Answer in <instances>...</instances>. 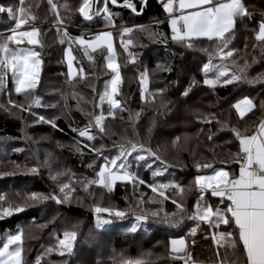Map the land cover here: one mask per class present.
<instances>
[{
    "label": "trees",
    "instance_id": "trees-1",
    "mask_svg": "<svg viewBox=\"0 0 264 264\" xmlns=\"http://www.w3.org/2000/svg\"><path fill=\"white\" fill-rule=\"evenodd\" d=\"M132 2L138 9L141 7V0ZM0 3L18 4L19 0H0ZM59 3H67L69 6L68 9L61 7L60 14L65 18L63 28H67L72 37L85 34L87 38L90 34L105 29L103 14L93 15L91 21L79 14L78 8L82 0H59ZM30 5L31 12L37 17L34 23L41 29L38 38L43 47L28 45L26 41L20 47H35L41 53L39 82L28 95L17 94L9 72L7 87L11 91L0 93V173H3L0 175V194L5 195L8 201L4 207H8L9 203L24 207L20 212L0 216V241L23 228V257L26 264H34L37 256L42 257L41 264H122L129 259L140 260L142 264H183L169 249V240L180 236L185 238L187 252L195 261L213 264L216 261L217 246L212 242L211 235L216 230L201 224L195 236L188 234L189 229L196 224L188 218L197 199L194 188L183 195L189 212L178 226L163 222L165 213L177 211L172 199L180 197L171 188L164 189L169 197L166 200L159 196V192L153 193L147 184L134 186L131 182L118 181L111 192L95 185L89 186L88 191L82 188L80 182L94 176L89 165L102 163V160L99 157L94 159L95 154L89 148H82V152L76 150L88 142L72 129L84 127L88 123V114L100 111L94 106L99 103L97 91L103 92L105 81L111 78V71L107 69L103 59L107 52L103 48L97 49L92 53L95 63L90 62L84 56L81 46L64 37L62 28L58 31L46 0H24L26 9ZM97 5L102 8L103 0L94 2V10ZM109 7L119 14L116 17L118 25L145 27L134 29L133 33L124 37L133 40L129 51L136 53L135 64L129 62L127 53L119 47L120 38L114 37L122 76L117 98L122 101L124 109L116 113L115 119L107 118V135L103 138L97 136L96 146L105 144L112 151L113 142L121 144L131 139L150 147L167 162V171L153 178L144 161L140 162L141 167L133 164L131 168V171L137 172L149 183L176 181L187 187L195 175L209 173L213 168L221 166V161L224 160L229 162L226 167L235 170L237 164L232 163V159L239 146L229 131L228 124L242 131L247 128L251 132L254 124L264 118V109L259 107L264 100V88L245 82L218 85L215 89L204 85V74L200 69L209 60L215 64L220 63L216 54L218 44L200 38L193 48H187L172 41L161 0H148L147 7L136 13L123 7L122 0H118L117 5L109 3ZM252 10H255L251 13L252 18L237 21V28L229 43V48L234 49V53L229 58L228 66L233 72H239L247 64L246 72L255 76L264 71V43L254 39L256 21L264 18V6L255 4ZM157 20L164 23L157 24ZM6 26H11V21L6 14H0V33L6 31ZM163 35L167 36V43L161 42ZM61 39L66 42L61 44ZM243 39L246 40L244 45L240 44ZM238 43L243 51L235 49ZM69 45L77 70L71 78L64 60L65 50ZM245 55H249L251 59L241 61L240 58ZM157 64H165L170 70L159 69ZM80 67L84 69L83 74L78 71ZM145 68L148 70L145 85L147 91L145 99H142L140 73ZM212 75L214 73H209L210 77ZM193 80L196 85L188 96H182L181 93ZM159 88H164L165 92L161 94L156 91ZM94 89L97 91H93ZM245 96L257 107L247 113L244 119H240L231 105ZM35 97L42 99V105L33 106L31 112L56 118L58 128L46 123H36L35 117L28 111H22L8 103L10 98L27 108ZM103 108L106 112L107 103ZM136 113H139L138 118ZM212 113L225 122L223 130L215 120L211 125L203 122ZM180 116L182 121L185 120L184 126L188 130L180 124ZM196 130L198 132L193 135L192 131ZM210 134L212 140L208 139ZM196 141L199 143L196 144ZM41 148L44 149L42 153L38 150ZM63 157H66V164L62 162ZM147 163L153 169L164 167L159 161L153 162L152 158H148ZM197 163L210 164L212 168H201L198 173ZM34 166L39 167L38 174L30 171ZM50 172L64 173L58 179L71 183L76 188L68 202L57 204L51 199L34 201L28 198L32 192L47 195L58 191L57 184L50 178ZM141 200L144 202L141 203ZM209 202L217 204L219 199L209 197ZM97 206L119 208L126 210L128 214L118 218L108 213H96L94 209ZM154 211L159 212L157 217L151 215ZM141 212L149 218L145 226L147 231L141 228L137 233H127L125 229L135 222V216ZM97 217L111 223L98 229ZM219 230L223 231V226ZM65 231H75L77 234L74 254L71 256L67 253L64 256L58 254L59 239ZM49 248L53 251L48 252ZM220 252L225 254L223 249Z\"/></svg>",
    "mask_w": 264,
    "mask_h": 264
},
{
    "label": "snow or ice",
    "instance_id": "snow-or-ice-1",
    "mask_svg": "<svg viewBox=\"0 0 264 264\" xmlns=\"http://www.w3.org/2000/svg\"><path fill=\"white\" fill-rule=\"evenodd\" d=\"M96 0H82L78 8L79 14L88 21L93 19V15L103 14L105 21V30L92 33L86 38L85 34L72 37L67 28H63L65 18L60 14V8L68 9V4H60L59 0H46L48 9L53 13V23L57 25L58 31L63 29V36L69 41H73L83 49L84 56L95 63V53L97 49H106L107 55L103 56L106 61V67L111 71V78L105 81L103 92H98L99 103L95 108L100 109L98 113L88 114V123L82 128H73L80 138H84L88 143H83L82 147H77V151L82 152V148H89L95 157H99L102 163L89 165L93 169L94 176L81 181V186L88 191L89 186L95 185L113 191L116 183L131 182L134 186L145 185L153 193L159 192V196L166 199L169 197L165 194L164 189L171 188L173 192L179 195V199H172L173 205L177 211L165 213L163 222L178 226L189 210L183 201V195L193 188L197 192V199L194 210L188 215V218L195 221L194 227L189 229V235L195 236L201 224L207 225L216 231L211 235L212 242L217 246L216 261L214 264H264V118L259 119L254 124L253 130L245 128L243 131L237 127L228 124V129L238 141V152L233 156L232 163L239 165L238 173L231 170L226 165L228 161H221V166L212 169L210 175H195L193 181L186 187L184 184L169 181L168 183L157 184L156 182H146L137 172L131 171L133 164L138 168L141 167V161H144L153 178L162 175L167 171V162L162 160L157 152L144 143L129 139L127 143L116 144L113 142L112 151L106 148L105 144L96 146L97 136L101 138L107 135V118H116V113L123 111L124 105L118 99L119 85L122 82L121 68L117 61L116 44L114 37L118 36L119 47L127 53L130 63L135 64L136 53L129 51V46L133 44L131 38L124 39L125 35L133 33L134 29H143L145 26H127L118 25L116 17L118 13L111 11V5H117L118 0H103V7L92 11V4ZM148 0H141V7L138 9L132 0H122V6L131 9L133 13L143 11L147 7ZM164 11L167 14V24L171 30V40L179 42L187 48H193L196 40L206 38L213 43L218 44L216 54L220 63H204L201 72L204 74L203 84L215 89L218 85L227 86L235 85L238 82H245L253 86L264 88V71L250 76L246 72L247 64L239 69V72H233L228 66L229 58L233 57L234 49L229 48V43L234 36L238 20H247L251 18L243 0H161ZM31 5L26 9L24 0H19L18 4L0 3V14H6L11 21V26H6V31L0 33V93L5 90L11 91L7 87L9 72L17 94L28 95L29 92L37 87L39 82V69L42 63L41 53L35 47H20L26 40L28 45L43 47L40 39L41 29L34 23L36 15L31 12ZM38 7V6H37ZM157 24L164 21L157 20ZM26 29V30H25ZM255 39L264 43V18L258 22V30L255 31ZM65 39L60 43L64 44ZM162 43H167V36H162ZM204 51H208L204 49ZM68 75L71 78L73 73V60L71 45L66 51ZM211 56L212 54L209 53ZM234 64L235 61H232ZM157 68L169 71L170 68L165 64H157ZM80 74L84 73L83 67L78 69ZM209 73H214L211 77ZM141 90L140 95L145 99L147 91L145 84L148 80V70L145 68L141 73ZM196 85L193 80L187 88L181 93L182 96H188L192 87ZM156 91L163 94L164 88ZM155 99V97H153ZM9 105L22 111H28L35 117L36 123H46L53 128H58L56 118L45 115H37L31 112L33 106H41L42 99L35 97L30 105L25 108L22 104H16L10 98ZM107 103L108 109L105 112L103 105ZM54 107V105H53ZM239 114L240 119H244L246 114L252 112L257 107L248 96L231 105ZM264 109V100L259 104ZM138 118L139 113L135 114ZM213 120L221 125V130L225 122L210 114L203 122L211 125ZM151 128H149V132ZM212 135L208 136L212 140ZM179 137H177V140ZM114 151V154H113ZM107 153V154H106ZM231 155V154H230ZM152 158L153 162L159 161L164 167L153 169L147 159ZM47 163V161L45 162ZM196 168H212L210 164H196ZM31 172H39V167L34 166ZM3 175V173H0ZM64 173L52 174L50 178L57 184L58 191L50 194L32 192L29 195L31 200H54L57 204L68 202L76 188L71 183H64L58 179ZM209 197L219 199V203L209 202ZM144 201L141 200V203ZM8 203L5 195L0 194V216H9L13 212L23 210V205ZM223 205V207H221ZM96 213H108L109 215L123 218L128 213L126 210L119 208H101L95 207ZM153 217L159 215L158 211L151 213ZM135 222L131 223L125 229L127 233H137L141 228L147 231L145 227L148 223V216L143 214L135 216ZM111 223L109 220L97 217L96 228L101 229L104 225ZM223 226L224 230L219 229ZM75 231H65L63 238L59 239L60 249L58 254L69 256L74 254L73 241L76 239ZM23 239L24 230L19 229L15 234H9L6 240L0 241V264H26L23 257ZM172 253H175L176 259L182 260L183 264H196L191 254L187 252L186 241L184 237L171 239ZM195 243V240L192 241ZM220 249L225 254H221ZM53 249L49 248L48 252ZM231 255H228V253ZM185 256L188 258L185 259ZM41 256H37L35 264H41ZM122 264H142L140 260H125Z\"/></svg>",
    "mask_w": 264,
    "mask_h": 264
},
{
    "label": "rangeland",
    "instance_id": "rangeland-1",
    "mask_svg": "<svg viewBox=\"0 0 264 264\" xmlns=\"http://www.w3.org/2000/svg\"><path fill=\"white\" fill-rule=\"evenodd\" d=\"M263 5V4H262ZM94 6V3L92 4V7ZM99 29V28H98ZM26 30V29H25ZM103 30H105V29H103ZM102 29L101 30H98V32L99 31H103ZM88 38V37H87ZM26 41V40H25ZM241 41V40H240ZM244 43H246V40H244L243 39V41H242V43H240V44H243L244 45ZM27 47H29V46H27ZM241 45H239V43L238 44H236V48L235 49H237V50H239V51H243L242 49H241ZM240 53H242V52H240ZM251 59V57L249 56V55H245L244 57H242V58H240V60L241 61H248V60H250ZM65 64H66V68H67V73H69V71H70V69H69V67H68V60H67V55L65 54ZM105 63H106V61H105ZM71 71H72V73H77V70H76V68H75V66H74V64H73V67H72V69H71ZM146 85V84H145ZM243 99V98H242ZM220 104H222L221 102H220ZM183 116V115H182ZM182 116H180L179 118H178V120H179V122H180V124L182 123V125L184 126L185 125V123H184V121H182L181 120V117ZM186 118V117H185ZM185 127V126H184ZM186 128V127H185ZM187 129V128H186ZM188 130V129H187ZM198 132V130H196L195 132L194 131H192V133H193V135H195L196 133ZM188 134H191V132H189ZM183 137V136H182ZM197 140L201 143V141L197 138ZM198 141H196L195 143L196 144H198L199 142ZM175 145H176V143H174ZM37 146H38V144H37ZM190 146H191V144H190ZM39 150V152H43V148H41V149H38ZM64 164H66V157H63V161H62ZM64 234V233H63ZM63 234H62V238H63ZM61 238V239H62ZM73 247H74V241H73ZM35 264V263H34Z\"/></svg>",
    "mask_w": 264,
    "mask_h": 264
},
{
    "label": "crops",
    "instance_id": "crops-1",
    "mask_svg": "<svg viewBox=\"0 0 264 264\" xmlns=\"http://www.w3.org/2000/svg\"><path fill=\"white\" fill-rule=\"evenodd\" d=\"M249 1H251V3H248ZM243 2H244V4H245V2H246V4L247 5H245L246 7H247V9H248V11H249V13H252L253 11H255V10H252V9H254V5L255 4H263L262 6H264V0H243ZM256 2V3H255ZM252 18V17H251ZM260 20L258 19L257 21H256V26H257V30H258V22H259ZM254 39H255V33H254ZM66 51H67V49L65 50V54H66ZM65 56V55H64ZM75 75V73H73V75L72 76H74ZM240 100H242V99H240ZM239 101V100H238ZM237 102V101H236ZM235 102V103H236ZM238 169H239V165H237V168L235 169V171L238 173ZM211 172H212V170L209 172V173H206V174H203V175H210L211 174ZM180 237V236H179ZM179 237H174V238H171V239H178ZM171 239L169 240V249H171V243H170V241H171ZM173 254H175V253H173ZM188 257L187 256H185V259H187ZM195 261V260H194ZM183 262V261H182ZM196 262V264H212V263H209V262H206V261H195ZM214 264V263H213ZM241 264H242V262H241Z\"/></svg>",
    "mask_w": 264,
    "mask_h": 264
}]
</instances>
